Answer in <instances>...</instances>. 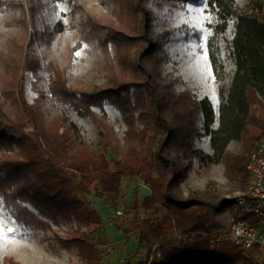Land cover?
Masks as SVG:
<instances>
[{
    "label": "trees",
    "instance_id": "obj_1",
    "mask_svg": "<svg viewBox=\"0 0 264 264\" xmlns=\"http://www.w3.org/2000/svg\"><path fill=\"white\" fill-rule=\"evenodd\" d=\"M72 1L73 10L85 19L77 25V40L71 48L85 40L96 43L105 54L111 75L105 87L98 90L67 87L62 81L54 94L90 118L97 125L98 138L95 143L85 142L79 128L67 118L46 124L41 111L31 107L25 97L24 76L35 67L28 66L30 61L23 56L13 64L6 58L2 62L1 54H12L0 50V73L9 77L5 86L0 85L1 199L27 226L46 225L47 218L65 219L69 213L85 225L93 215L92 221L99 229L102 217L86 195L120 193L123 184L139 180L149 189L141 202L143 209L166 215L144 219L142 226L133 227L140 244L147 248L145 260L136 264H264L263 258L229 240L221 241L217 250L210 249L208 239L227 226L221 215L232 213L231 199L225 198L221 190L209 183L187 197L178 194V185L193 161L205 171L223 162L227 178L239 182L240 187L251 179L246 163L264 129V1L249 0L248 11H239L235 0H205L206 10L216 18V31H224L233 22L230 54L234 71L227 88L219 91L217 114L208 98H197L187 87L177 90L176 84H182V80L163 74L164 56L158 54L146 0L126 4L135 13V21L139 18L129 35L103 27L96 15L83 12L79 0ZM7 4L0 0V11ZM24 9L29 40L33 41L39 33V3L30 0ZM61 29L57 22L41 36L51 40ZM111 50L116 61L111 60ZM29 55L38 66L35 54ZM210 57L215 67L213 55ZM106 103L118 110L127 127L122 137L108 120ZM9 105L11 111L7 110ZM28 122L30 129L25 128ZM138 124L142 129H130ZM247 128L252 130L249 135L256 141L254 147L247 145L236 153L229 152L230 142L242 141ZM134 132L141 136L137 144H133ZM201 135L209 136L211 153L193 145ZM72 240L82 258L86 253L93 263L99 260L100 264V238ZM154 244H158L160 256L147 262Z\"/></svg>",
    "mask_w": 264,
    "mask_h": 264
},
{
    "label": "rangeland",
    "instance_id": "obj_2",
    "mask_svg": "<svg viewBox=\"0 0 264 264\" xmlns=\"http://www.w3.org/2000/svg\"><path fill=\"white\" fill-rule=\"evenodd\" d=\"M3 1L8 4L0 11V50L2 53L9 51L12 55L6 57L1 54L2 62L6 58L13 64L18 56L20 58L23 56L26 61H30L28 66L35 67L31 74L24 76L28 104L41 111L46 124L53 123L54 119L67 118L76 124L85 142L95 143L99 133L97 125L54 94L61 87L62 81L64 83L66 81L67 87L92 92L105 87L111 75L105 54L96 43L85 40L77 48H71L77 40V25L84 21V15L73 10L75 6L72 0L51 3L36 0L39 3L37 22L39 33L32 41L29 40L26 27L27 13L24 9L30 0ZM79 1L78 5L84 13L91 12L98 17L103 27L114 31L121 30L122 32H118L121 35L132 34L131 26L139 19L137 17L135 21V13L128 10L130 7H126V4L133 1L138 3L137 0ZM235 1L239 11H246L250 5L249 0ZM145 3V7L151 13V27L159 45L158 54L164 56L161 66L163 74L168 78L176 75L182 80V84H176L177 90L187 87L197 98H208L217 114L221 101L219 91L227 88L234 71L230 54L233 22H230L224 31H216L214 29L216 18L206 10L205 0H146ZM137 10L139 14L138 7ZM57 22L62 25L61 32L53 35L51 40H47V37L44 40L41 34L48 32L46 28H53ZM30 53L35 54L39 61L38 66H34V58L32 62ZM111 54V60L116 61L112 50ZM210 55L215 59V67L212 66ZM23 61L24 59L19 60V63ZM0 71L3 72L2 69ZM1 73L0 85L5 86L9 77ZM104 106L109 122L117 135L122 137L127 127L123 124L118 110L108 103ZM7 110L11 111L12 107L7 106ZM94 110L100 114L98 108ZM216 125L217 119L212 126ZM25 128L30 129L31 123L28 122ZM134 128L142 129V125L138 124L130 129ZM261 131L262 129L259 132ZM250 132L252 130L247 128L246 137L242 141L230 142L228 151L236 153L244 146L254 147L256 141L250 137ZM132 136L136 138L133 144H137L141 136L136 132ZM193 145L205 152H212L209 136L201 135L195 138ZM182 163L185 164L186 161L183 160ZM209 183L221 190L227 199H231L240 186L239 182L227 178L223 162L215 163L205 171L193 161L190 170L178 185V194L187 197L191 193L204 190ZM148 193L146 185L139 180H132L126 185L123 184L120 193L108 192L101 196L93 192L87 194L86 198L91 202L89 204L102 217L99 229L96 222L92 221L93 215L90 222L85 225L70 217L69 213L65 219L57 217L56 221L45 218L46 225L27 226L15 217L13 211L0 197V229L4 230V235L0 236V264H98L99 260L93 263L86 253H84L86 258H82L83 255L78 254V249L72 244L75 241L72 240L74 237L91 240L94 236L102 241L100 264H136L144 261L147 248L142 245L143 243L140 244L137 230L133 227L136 224L142 226L144 219L166 215L154 214L143 209L141 202ZM28 206L37 212L34 207L29 204ZM36 214L40 215L38 212ZM225 216L221 215V220L227 222L226 228L222 231L229 227V216ZM9 228L13 229L10 233L7 232ZM157 250L159 246L154 244L147 262L160 256V250L159 256Z\"/></svg>",
    "mask_w": 264,
    "mask_h": 264
},
{
    "label": "built area",
    "instance_id": "obj_3",
    "mask_svg": "<svg viewBox=\"0 0 264 264\" xmlns=\"http://www.w3.org/2000/svg\"><path fill=\"white\" fill-rule=\"evenodd\" d=\"M251 179L231 198L229 227L208 239L211 250L229 240L264 259V129L246 163ZM159 256V250H157Z\"/></svg>",
    "mask_w": 264,
    "mask_h": 264
},
{
    "label": "snow or ice",
    "instance_id": "obj_4",
    "mask_svg": "<svg viewBox=\"0 0 264 264\" xmlns=\"http://www.w3.org/2000/svg\"><path fill=\"white\" fill-rule=\"evenodd\" d=\"M12 231H13V229H11V228L7 229V232H9V233ZM2 235H4V230L0 229V236H2Z\"/></svg>",
    "mask_w": 264,
    "mask_h": 264
}]
</instances>
